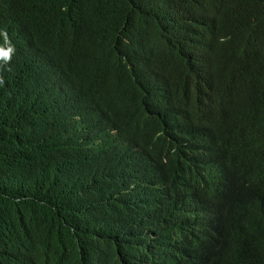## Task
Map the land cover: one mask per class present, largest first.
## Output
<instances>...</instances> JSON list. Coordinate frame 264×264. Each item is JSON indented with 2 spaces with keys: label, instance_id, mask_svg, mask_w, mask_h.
<instances>
[{
  "label": "trees",
  "instance_id": "obj_1",
  "mask_svg": "<svg viewBox=\"0 0 264 264\" xmlns=\"http://www.w3.org/2000/svg\"><path fill=\"white\" fill-rule=\"evenodd\" d=\"M0 30V264H264V0H0Z\"/></svg>",
  "mask_w": 264,
  "mask_h": 264
},
{
  "label": "clouds",
  "instance_id": "obj_2",
  "mask_svg": "<svg viewBox=\"0 0 264 264\" xmlns=\"http://www.w3.org/2000/svg\"><path fill=\"white\" fill-rule=\"evenodd\" d=\"M0 35L3 36V44H0V61H2V64H0V86H2L4 84L2 72L11 70L10 67L5 66L10 65L12 55L15 52V47L11 43L6 31L0 30Z\"/></svg>",
  "mask_w": 264,
  "mask_h": 264
}]
</instances>
